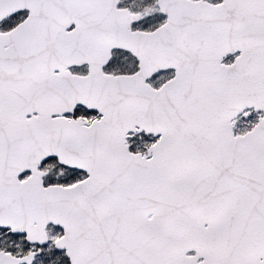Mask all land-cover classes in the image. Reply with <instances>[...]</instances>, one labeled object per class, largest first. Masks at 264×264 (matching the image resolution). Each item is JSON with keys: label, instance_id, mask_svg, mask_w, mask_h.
Listing matches in <instances>:
<instances>
[{"label": "snow or ice", "instance_id": "snow-or-ice-1", "mask_svg": "<svg viewBox=\"0 0 264 264\" xmlns=\"http://www.w3.org/2000/svg\"><path fill=\"white\" fill-rule=\"evenodd\" d=\"M0 264H264V0H0Z\"/></svg>", "mask_w": 264, "mask_h": 264}]
</instances>
